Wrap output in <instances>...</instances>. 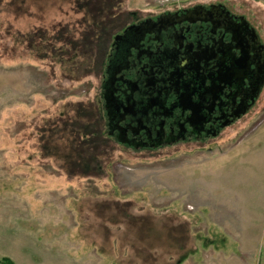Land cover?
<instances>
[{
  "label": "rangeland",
  "instance_id": "374dc122",
  "mask_svg": "<svg viewBox=\"0 0 264 264\" xmlns=\"http://www.w3.org/2000/svg\"><path fill=\"white\" fill-rule=\"evenodd\" d=\"M97 1L0 0V264H264V219L240 223L256 233L238 254L222 231L234 225L218 224L202 201L213 174L226 175L217 180L242 200L251 196L258 171L245 162L233 177L239 150L207 171L204 162L244 136L264 137V90L201 151L130 153L105 128L101 81L118 30L102 37L98 52ZM103 1L122 27L218 0ZM219 1L264 39V0Z\"/></svg>",
  "mask_w": 264,
  "mask_h": 264
},
{
  "label": "flooded vegetation",
  "instance_id": "af4514ba",
  "mask_svg": "<svg viewBox=\"0 0 264 264\" xmlns=\"http://www.w3.org/2000/svg\"><path fill=\"white\" fill-rule=\"evenodd\" d=\"M263 90L264 39L218 0L123 25L109 46L100 104L109 138L146 155L204 149L247 116Z\"/></svg>",
  "mask_w": 264,
  "mask_h": 264
},
{
  "label": "crops",
  "instance_id": "0c3cea01",
  "mask_svg": "<svg viewBox=\"0 0 264 264\" xmlns=\"http://www.w3.org/2000/svg\"><path fill=\"white\" fill-rule=\"evenodd\" d=\"M254 133L241 138L238 142L229 147L227 152L218 154L215 157H212V154L210 155L211 157L205 156L206 160L204 162L205 170L207 171L209 170L208 167L210 166V163L213 164V161L223 159L228 160L239 150V153L236 154V157H239L240 161L233 177L238 179L237 172H242L245 162H252L255 164L258 171L251 172V174L255 177V183L252 186L251 196L247 194L246 200H242L238 190H228V188L225 189L222 185V182L217 180L218 178L221 181L224 180L226 175L216 177V175L213 174V178L209 175L210 178L207 176V178L203 180L204 191L202 194V201L204 208L207 209V212L209 211L208 209H210L213 215H218L221 218L218 224L223 225L226 223L228 226L234 225V227L230 230L226 226L224 229H222V231L225 234L226 239H231L235 242V249L238 254H240L244 246L242 240L248 238L249 234H251V237L254 239L256 233L254 227H249L247 230H245L243 227H240V223L242 221L244 223L249 220L254 222L256 220L264 219V137L259 135L254 136ZM227 160L225 161L227 162ZM211 173L213 172L209 171L207 174ZM230 175L232 176V172ZM195 186H197L196 182L193 184V187ZM193 190L195 191L194 195H196L198 198H201V194L196 193V187ZM227 207H229L228 214L225 213Z\"/></svg>",
  "mask_w": 264,
  "mask_h": 264
},
{
  "label": "trees",
  "instance_id": "16d2710c",
  "mask_svg": "<svg viewBox=\"0 0 264 264\" xmlns=\"http://www.w3.org/2000/svg\"><path fill=\"white\" fill-rule=\"evenodd\" d=\"M101 1L102 0H98L97 3H95L91 8L92 11H94L96 14L98 13L97 18H96L97 19V27H95V26L93 27V29H94L93 33L95 34L94 35L95 36V41H94L95 44L93 46L98 50V52L101 51L100 42H101L102 37L107 38L110 34H112L118 30L114 34V37H115L117 34H119L121 32L120 23H121V17H122V15H119L120 16L119 19H115L116 16H114V14H112L111 11L109 13H104V11H102L104 1L102 3H101ZM117 22H118V25H117Z\"/></svg>",
  "mask_w": 264,
  "mask_h": 264
}]
</instances>
